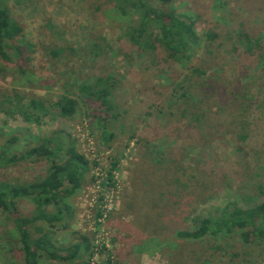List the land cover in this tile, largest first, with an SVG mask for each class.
Returning a JSON list of instances; mask_svg holds the SVG:
<instances>
[{
    "label": "rangeland",
    "instance_id": "374dc122",
    "mask_svg": "<svg viewBox=\"0 0 264 264\" xmlns=\"http://www.w3.org/2000/svg\"><path fill=\"white\" fill-rule=\"evenodd\" d=\"M0 1L23 28L18 43L34 47L23 72L0 58V186L41 181L70 144L90 162L81 188L63 200L65 225L30 224L34 196L14 199L33 238L43 226L57 248L87 240L78 258L43 256L40 264H264V241L246 242L245 231L176 235L233 205L264 201V0L158 6L197 34L178 60L156 42L153 50L135 46L139 17L120 16L111 0ZM100 78L111 85L109 114L81 91L99 88ZM63 97L77 103L71 118L48 108ZM32 99L46 111L28 123L14 107ZM12 136L18 142L7 150ZM51 136L63 145L51 158L8 162ZM10 263L23 264L22 254L14 221L0 209V264Z\"/></svg>",
    "mask_w": 264,
    "mask_h": 264
},
{
    "label": "trees",
    "instance_id": "16d2710c",
    "mask_svg": "<svg viewBox=\"0 0 264 264\" xmlns=\"http://www.w3.org/2000/svg\"><path fill=\"white\" fill-rule=\"evenodd\" d=\"M85 1V0H84ZM116 12L120 16L136 14L139 17L137 29L132 33L135 46L141 50H153L154 43L162 45L168 56L173 60L190 55V51L197 43V34L192 23L177 16L174 10L161 9L158 6L167 7L175 0H111ZM23 28L17 23L8 7L0 1V58L10 64H16L23 72L24 60L29 61V53L34 49L30 43H18ZM100 84L96 90L83 86L81 91L86 96L93 97L104 109L106 114L112 110L111 85L104 79H98ZM1 106V105H0ZM75 99L63 97L49 105L48 108H56L59 118H71L76 112ZM14 105L10 104V108ZM15 111L22 115L23 119L30 123L39 120L45 114L44 103L32 99L28 105L15 106ZM2 111V109L0 108ZM106 121V119H105ZM103 123L102 137L108 142L113 138L107 131V122ZM18 142L17 136L9 137L6 141L7 150ZM63 145L56 136L45 137L42 145L27 150L24 155L10 158L8 162L17 163L28 159H49L57 151H61ZM5 150L4 152H8ZM90 162L79 154L73 145H69L64 152L61 162H52L47 176L39 182L26 186H0V209L13 219L18 233V242L22 254L23 264H40L41 257L49 260L68 262L78 258L86 238L78 240L65 248H57L44 231L43 226L35 229L39 234L33 238L30 232L16 219V204L14 199L25 196H34L36 213L30 219V224L42 222L48 227L65 225V218L70 214V207L63 200L75 194L82 186L85 174L89 171ZM114 168V165H113ZM110 178L112 174L110 173ZM56 206L54 213L45 211L49 204ZM236 231H245L243 238L247 242L250 238L264 241V201L248 209H242L233 205L228 211L219 217H207L199 221L197 228L188 231H178L177 237L190 240H199L207 235H229ZM15 264V263H10Z\"/></svg>",
    "mask_w": 264,
    "mask_h": 264
},
{
    "label": "crops",
    "instance_id": "0c3cea01",
    "mask_svg": "<svg viewBox=\"0 0 264 264\" xmlns=\"http://www.w3.org/2000/svg\"><path fill=\"white\" fill-rule=\"evenodd\" d=\"M55 245V244H54Z\"/></svg>",
    "mask_w": 264,
    "mask_h": 264
}]
</instances>
